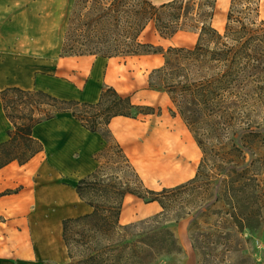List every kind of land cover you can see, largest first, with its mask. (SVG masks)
<instances>
[{"label": "trees", "instance_id": "16d2710c", "mask_svg": "<svg viewBox=\"0 0 264 264\" xmlns=\"http://www.w3.org/2000/svg\"><path fill=\"white\" fill-rule=\"evenodd\" d=\"M140 2L135 8V24L125 27V35L129 37L125 43L127 52L105 55L76 51L68 42L69 27L62 53L111 57L164 52L166 62L152 71L149 85L169 93L177 107L171 111L174 115L179 113L194 134L203 151L202 160L193 179L161 190L147 188L148 196L135 192L130 181L123 183L117 194L120 205L108 207L96 200L112 197L114 187L109 177L111 165L101 163L76 184L80 198L93 210L63 220V239L69 260L63 263L45 261V264H135V250L129 248L131 244L128 246L116 238L122 228L119 217L125 196L132 193L147 202L158 200L165 210L164 196L191 185H199L202 201L206 204L202 215L209 225V231L203 234L207 253L216 259L222 257L227 263V256L235 253L240 256V264H264V243L256 241V234L264 229V19L261 18V0H232L224 33L212 24L216 0H172L160 5L151 0ZM123 11L130 12L128 8ZM150 22H154L165 37L180 29L198 31V43L194 48L165 50L142 42L139 36ZM131 31L134 34L131 35ZM182 52L195 57L194 60L173 59V53ZM191 65L198 68L197 77L193 79L188 77ZM0 100L12 124L8 129L9 138L0 142V169L13 161L26 164L43 151L44 143L35 137L34 128L60 114L70 113L86 129L99 133L107 141L106 152L111 140L115 139L110 129L113 117H137L154 110L151 106L134 104L130 95H122L109 85L103 87L97 102L60 98L42 89L18 86L0 88ZM210 217L215 218L211 225ZM158 234L160 249L171 252L179 246L170 229ZM220 247L223 248L219 250Z\"/></svg>", "mask_w": 264, "mask_h": 264}, {"label": "crops", "instance_id": "0c3cea01", "mask_svg": "<svg viewBox=\"0 0 264 264\" xmlns=\"http://www.w3.org/2000/svg\"><path fill=\"white\" fill-rule=\"evenodd\" d=\"M157 5L172 0H151ZM232 0H216L213 26L226 30ZM75 0H0V88L42 89L65 99L97 102L105 85L153 112L119 115L110 129L145 186L170 188L196 176L203 151L167 91L149 85L150 74L166 62L164 52L105 57L63 55L68 21ZM200 33L180 29L165 37L151 22L141 41L194 48ZM12 126L0 100V142ZM34 135L45 149L26 164L13 161L0 169V264L63 263L69 260L63 220L93 210L76 190L78 180L97 167L93 154L104 145L99 133L86 129L70 113L44 121ZM164 159L168 172L154 177L150 158ZM85 168V170H83ZM87 168V169H86ZM169 180V181H167ZM164 210L158 201L125 196L119 221L145 220Z\"/></svg>", "mask_w": 264, "mask_h": 264}, {"label": "rangeland", "instance_id": "374dc122", "mask_svg": "<svg viewBox=\"0 0 264 264\" xmlns=\"http://www.w3.org/2000/svg\"><path fill=\"white\" fill-rule=\"evenodd\" d=\"M140 1L142 0H77L67 26V31L70 27L69 44L74 45L76 51L105 55L127 52L125 43L129 37L125 35V27L129 28L135 24V8ZM123 8H128L129 14L125 13ZM261 18L264 19V0H261ZM140 37L141 35V40ZM185 53H173L172 57L182 62L194 60L195 57L186 56ZM191 68L188 77L193 79L197 77L198 68L195 65H191ZM181 79L186 78L181 76ZM106 146L107 141L104 139L103 147L92 156L97 166L107 162L111 165L109 177L114 184L113 193L112 197H98L96 200L105 207L119 206L118 189L128 181L135 188V192L148 196L142 178L115 139L111 140L109 150L104 152ZM164 201L165 210L157 216L135 221L128 226L119 222L122 228L118 230L116 238L128 246L131 244L129 248L135 250V264H240L239 254L230 253L227 263L222 261V257L216 259L211 256L207 253L209 250L203 247V234L209 231V225L205 223V217L202 215L206 204L202 201L199 185L170 192L164 196ZM214 219L208 218L210 225ZM163 229H170L177 238L179 246L171 252L160 249L158 232ZM256 235L257 243L263 245L264 229ZM167 238L170 242V238ZM221 248L223 247L219 250Z\"/></svg>", "mask_w": 264, "mask_h": 264}, {"label": "bare ground", "instance_id": "6f19581e", "mask_svg": "<svg viewBox=\"0 0 264 264\" xmlns=\"http://www.w3.org/2000/svg\"><path fill=\"white\" fill-rule=\"evenodd\" d=\"M150 167L152 174L155 173L154 177L156 178L164 176V174L168 172V163L164 159L156 157V154L152 155L150 158ZM83 170H85V168Z\"/></svg>", "mask_w": 264, "mask_h": 264}]
</instances>
